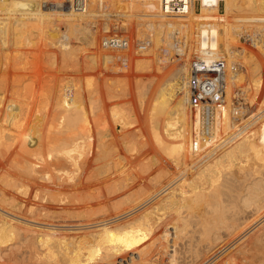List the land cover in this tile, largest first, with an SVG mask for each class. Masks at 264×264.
I'll use <instances>...</instances> for the list:
<instances>
[{
	"label": "bare ground",
	"instance_id": "6f19581e",
	"mask_svg": "<svg viewBox=\"0 0 264 264\" xmlns=\"http://www.w3.org/2000/svg\"><path fill=\"white\" fill-rule=\"evenodd\" d=\"M45 1H50V0H0L1 46L9 47L11 43L13 45H18V46L23 45L25 43H30L31 45V43L33 42L36 43V41L33 40L39 38L41 34H43L42 36H44L46 40L66 38V36L68 37V35H74L76 37L77 32L75 35L74 33L76 31L75 29L76 27L74 22L72 21V23L74 24L72 26L75 27V28L72 27L73 29H75L74 32L71 30L70 28L71 26H69L70 25L69 23H68L69 25L66 26L67 31L63 30V27L61 25L59 24L57 25L54 22V20H56L58 16L56 15L57 17L55 16L56 18H53L54 16L51 15L53 13L56 14L57 11L55 10L56 11L55 13L54 10H44L42 8V5ZM161 1L162 0H86L85 2L78 4L79 9H75L72 7L71 10L67 9L64 11H59V12H69V13L78 14L79 16L77 17L79 18L81 17L83 19V20L81 19V21H84V25L86 27V28L83 27L85 29L84 30L82 29L83 34L81 35V37L78 35L79 36L78 40L85 42L88 47L89 46L92 47V50L93 48L95 50L100 48V50L98 49L99 54L98 52L95 53V51L94 52L90 51L92 52L90 53V57L87 56L89 57L87 63L92 68H95L98 64H101L100 65L101 68L102 67L106 68L107 64L111 65L113 62L119 63L116 56L112 55L113 51L105 50V49L101 50L102 47L99 43L100 35L111 31L112 27L110 23H108L105 20L103 22L101 21L102 25L100 24L101 25L100 27V25H97V23L94 22L95 20H92L95 17L99 18V16H102L105 13L103 16L108 14L109 15L119 14L126 17L128 20L132 19L134 21L133 23L130 22L131 20L130 21L124 20L123 22H120V24H118L117 26L116 23H114L113 24L114 28H118V31L119 30L123 31L128 35L137 34L139 35V38H142L140 36L145 37L146 34H148V36L145 38H150L152 41V45L151 47H149L150 49L148 48V50L146 51H139L136 49L134 50L135 46H133L134 43L132 41L130 46V55L132 56V59L134 57L137 64L136 66L139 67L141 71L142 68L144 69V71H146L147 69L150 70L151 67L154 66L153 64L155 63L153 56L155 55V53L159 59L158 63L162 65V66L158 65L156 67V71L158 70L157 71L158 73L159 72L163 73L165 75V79L163 77L164 75L162 74L160 75L159 73V75L162 76L164 79L160 81L162 78L159 79L158 73L154 71L155 72L154 75L149 77V79L146 81V84L143 83L145 85L139 86L138 92L140 94L139 96L142 97L141 100H143L142 102L143 105L145 106L147 105L144 104V101H146L147 99L146 97L149 98L151 97V101H154L151 107L152 110L148 108L152 111L150 113L152 114V116L151 118L148 116L149 114L148 112L149 110H148L147 117L151 119V121L149 122L152 123V129L155 135V141H156L155 146H157V148L160 149L158 152H160L161 155L163 154L165 155V161H163V159H161L160 156L153 157L156 154L151 153L152 152L151 151L149 152V155H151V157H153L154 160H152V163H149V161L151 162L150 158L147 159L148 157H145V159L149 160L146 161V163H149L148 165H146L147 166L146 170L144 168L146 173H144L145 171H140L139 173L133 175L134 178L130 177L131 182L126 180L125 182L122 181L123 184L118 183L119 184L118 189L120 192V190L127 191L132 189L136 183H139L142 180L146 181L145 185L148 184L152 192L150 191L151 193L147 197L145 196L146 198H144V200L146 199L145 200L146 202L144 203H141L139 200L132 201V199H130L132 202H126L127 204L124 207H117L115 209L114 206L115 204L118 203V201L117 203L113 202L112 208H114L115 210L110 209L111 211L105 212L104 217L101 216L102 218L93 219V217L96 216V215L93 216L94 215L93 214L92 216H90L92 218L87 219L86 217L87 221H80V222H78L79 220L76 222H68L66 221L67 219L65 220V218L66 217L68 218L69 216L71 217L69 220H71L72 217L78 216L76 214L77 213L76 210H78V208L74 209V207L69 208L67 207L68 205L67 206L62 205V210H60L61 212L58 211L57 214H54L53 212L55 211L54 209H51L50 205H52L53 202L59 203L58 205L66 203L69 200V197L74 194L73 192V194L70 195L68 193L70 190L72 191L75 189L76 190V191L74 190L75 192H79L80 189L86 188L89 185L90 188H96L98 189L99 193H102L103 191H101V189L103 188V184L101 183L102 185H98V182L100 180L96 182L97 175L105 174L107 172L109 174V172L111 173L110 171L111 169L118 167L121 164H122L121 166H123L124 163L126 164V162L127 164L130 163V161L129 162L125 161L124 163H122L123 159L120 158L119 161H116L117 163H115L113 159L115 156L112 158L111 157L112 155L110 154L112 150L109 151L107 150L106 146H108L112 142V140L110 143H107L106 145V139L108 136L112 135L111 133H113L114 131L111 132L109 127L107 129L106 124H105L106 129L104 131L99 130L101 128L99 126L100 123L98 124V126L100 127L98 129L99 131L97 132L94 131L95 129L93 127L94 117L99 114H101V116L103 114L105 115L109 108L107 106L108 104L105 103L106 106L101 105L98 103L99 102L97 100L98 98L94 99V97L92 98L90 96L92 94L94 95V91L99 88L93 87L92 89H88V90L85 89L86 91L84 92L86 93V95L88 92V96H89L87 97L89 99H87L85 97V94L79 91L78 88L76 89L75 87H69L66 89H62L64 87L62 88L59 87L58 89L61 90V92H63L62 90L65 91V96L63 94L64 92L62 93L63 96L61 95L60 92V96L66 97L65 99L69 100L68 101L69 103L63 104L67 107L65 114L58 115V114H54V112L51 109L47 108V104L44 98L43 100L41 98H38L39 97L37 96L38 93L36 92L35 89H33L34 82L32 80L30 82L28 81L27 83H21V84L18 83V80H16L17 82L15 83L13 82L10 86L11 95L8 97L6 93H8L9 91L5 90L7 78L5 77L0 78V148H5L4 150H6L5 152L6 155L4 154L2 156L6 157L9 154V158H10L9 161L12 162V164L10 163L12 168H14L17 173L20 172V175H18L15 172V178H12L13 180L8 182L9 185L8 187H11V190H13L12 193L14 192L20 193L26 198L30 197V195H33L34 196L33 198L36 199L35 205L30 206V209L28 210L29 213L28 211L26 213L30 214L33 218H36L35 215L37 214L40 215L38 216L40 220L32 219V217L28 219L27 218L28 216L22 215L21 213L25 214L23 211L25 208L22 209L23 207H26V203H24L25 200H19L18 199L19 197H17L16 194L14 193L13 195H11V201L3 198L4 201L8 202L9 209H11L10 207H12V209L14 208L13 209L14 211L13 210L8 211L7 209H4L3 206H0V227L4 231L12 232L14 236L16 235L15 237L19 238L20 236L21 237L20 239L28 240L29 243L30 242L32 243L31 244L32 246L29 244L26 245L27 246L29 245L28 247H30L29 248L30 255L28 254V256L30 257V261H33L34 264H41L42 262H44V258L43 259L40 258L42 256L39 255L40 252L39 251H38L39 253L34 252L38 250L37 249L38 247L36 248L35 245L36 244L38 245V242L40 244L41 240L43 241L44 238L45 239L48 238L47 240L51 238L53 245L59 246L58 248L60 250L59 254L63 256L64 255L70 256L72 260V264H100V262L105 264L106 263L111 264L113 259H111V257L108 255L109 253L105 252L103 247L105 248L107 245H109V247L110 245L120 247L121 244H123L124 246L125 243L132 244L133 248L134 246H136V248L139 249L142 248L144 249V247H146V257L144 254L140 253L141 254L140 255L138 253L139 256L141 257L137 258L136 260H134V262H132L131 260L132 254H134V256H136L137 254L132 251V253H129L127 256H124L122 252L126 251L127 249L123 248L120 250L121 254H119L118 252L119 258L121 256L122 260L120 262L122 264H131V263L132 264H180L181 261L180 256L181 258L183 257L181 252H179V249H181L180 244L184 242L185 239L186 240L188 239L191 243H194L195 240V242L198 243V246L200 245V249L198 246H196L197 247L196 249L198 250L194 248L196 250L195 251L193 249L196 252V254L193 256V259H195L194 261L195 263L193 264H264V239L263 240L260 239L261 240L260 245L256 247L257 253H254V256L251 255V257H249L250 252H248L249 254L247 253L249 249H244V246L243 247L239 246V248L240 247L243 248V251L239 249V251L243 253L241 254L242 256H240V252L238 250L237 252H239V254L237 252L236 254L233 253V250L228 252L230 249V245L231 246L234 245L239 240L238 236H240L239 238L241 241L239 243L242 244L243 242H248L247 239L249 238L250 239L256 238L253 237L254 236L253 234L256 233L253 231H255L254 229L256 227V224L258 223V216L262 214L260 211H262L261 209L264 207V205H262L261 203V201L264 199V118L261 119L259 122H257L260 118L263 117L262 115H264L263 114L264 111L261 113L262 115L260 114L258 115V117L253 118L251 120L247 118L249 121L248 120L245 121L243 114L244 112H242L243 111L242 107H240V105L237 104L239 101L236 103V101L234 100L235 97H232L234 96L233 94L236 93L235 90L233 89V84H235L240 77L243 78L242 74H240V71L238 70V67L240 66V62H242L243 60H244L243 61L244 64L242 65L246 64L245 68L247 75L248 74L250 75L249 76L250 80L248 79L249 81L248 84H252L251 86L247 85L248 87V88L246 87L247 90L248 89L253 90V88L256 89L257 92L258 90H260V93H262L264 96V78L261 79L262 76L261 69L263 67L261 68V64L258 63L255 57L256 52L255 54H251L249 52L250 54L248 55L246 54V52L243 53L242 61L240 60L238 64L239 59L237 61V56L235 54L236 50L233 47L234 39H236V37L241 34V31L248 32V29H246L247 27L245 26L246 23L238 24L239 22L261 20L259 21L260 23L264 21V0H225L222 6H220L218 0H202L200 4H192L187 8V10L184 11L165 10V7L164 5H162ZM116 11L119 12L117 13ZM44 14H45L44 17L41 16ZM69 19H70L69 21H71V18ZM115 19L117 20V18ZM41 20H43L45 24L46 22H48L47 27L41 23ZM65 20L66 19L64 18L63 21ZM79 24L78 27L80 26ZM246 25L248 26V24ZM258 25L261 26L260 24ZM262 26L264 27V24ZM68 28L70 29L68 30ZM99 28H100V32H99ZM259 30L254 31V33L250 32L249 35L253 43L258 44L262 42L264 49V33H262L263 31L260 32L262 34L261 36H259L258 35ZM134 38L135 37H133V39ZM60 42H62L61 43L62 46L64 42L63 39ZM66 45L68 44L66 43ZM87 46L85 48H87ZM70 48L72 49V46ZM244 48H245L244 51H246L247 47L245 46ZM43 50L45 51V49ZM220 50H223V53L225 54L221 59V61H225L226 63L225 69L227 76L225 77V79L227 81H226V91L224 93L226 95V100H224L225 103L219 105V103H217L215 100L209 99L205 102L206 103L205 105H202V103L196 105L191 102V98H190L192 74H193L192 69L197 68L200 76L201 73H203V71L205 70L215 71L214 73L215 79L218 81L219 84H221L222 75H220L219 72L218 73L216 72L217 69L216 62L219 61ZM2 51L3 54H5L3 57L7 61L8 57L6 55L7 53L6 50H2ZM63 51H65L64 54H66L70 59L74 57V55L71 54V50L65 48V46ZM116 51L119 52V50ZM196 52L198 53L197 58L193 56V54ZM146 53L149 55L145 56ZM46 56H47L46 59L48 58L49 59L48 61L50 62V63L47 62L48 65L50 64V66L52 65L54 67L58 59L56 53L48 52L46 53ZM185 56H188L187 59H184ZM119 57H121V55ZM13 58L14 57H12V59ZM156 58L157 57H155V59ZM46 59L45 61H47ZM132 59L130 60L132 61ZM135 60L133 61L135 62ZM12 61H16V60H12ZM61 61L62 62L60 63H62L63 67H66L68 65V62L65 59V57L63 58L62 56ZM4 62H3V66L6 68L7 65ZM25 62L26 60L24 61V63ZM169 66H171V68ZM167 67H169L170 69L168 70ZM20 68L22 69L21 65ZM14 70H16V68ZM147 72L149 71L147 70ZM260 74L261 76L259 78L258 76ZM247 77L248 76H246V78ZM242 80L243 82L247 81V80L244 81L245 78H243ZM104 83H106V86L108 87L107 88L105 86L107 88V92L109 90L108 93L111 92L112 94H114L115 92L114 89L112 88L114 85L112 84V82H109V80L105 79ZM136 85H134L135 88ZM51 87L52 86H50V88ZM50 88L49 90L47 89L46 90L49 92L51 91ZM130 90L131 89H129V91ZM48 92H46L45 95ZM102 93L101 96L103 95ZM108 93L106 94L108 95ZM121 94H123V92H121ZM12 95L18 96L19 100H15ZM50 95H46V96H50ZM57 96L59 95L57 94ZM263 96L261 98H263ZM253 97H250V99ZM45 98L47 99V97ZM114 98L116 99L118 97L116 96L113 97V99ZM56 100L59 101L58 98ZM84 100H88V101H84ZM60 101L58 103H60ZM85 102L90 104V105L88 104L89 106L87 105L89 108H84V106H86ZM140 104L141 103H139L140 107H144ZM58 106L60 105L58 104ZM114 108L112 110V114L110 115H112L115 118L114 121L117 122L116 120H118L117 118H119L118 110H116V107ZM119 111L122 112L121 110ZM128 112L129 110H127L126 112L127 114H125L124 116L122 114L125 112L120 114V116L121 115L122 116L119 118L121 121L120 123H118L119 124L118 126L119 129L121 130L124 127L126 128L128 126L127 124H130L132 122L131 119H130L131 121L129 120L130 123L125 121L129 119L130 116L129 113L131 114V112L129 113ZM133 112H135V110ZM207 114H208V118L206 117ZM126 115L127 116L129 115L128 118H126ZM133 115H135V113ZM111 117L109 116V118ZM141 117L143 118V116ZM206 118L208 119V124L206 122L207 120ZM96 119L99 121L98 117ZM133 119L135 120L134 117ZM238 121L241 123H238ZM134 123L135 121L130 125ZM253 124L254 126L257 125L254 128L256 131H253L251 134H247V132L245 133V130L251 128L252 127L251 125ZM147 125L148 124H146V126ZM113 127L111 128L115 130V124ZM124 135L125 134L122 133L119 135L117 134V136H113L114 137L113 139L115 140L119 139L121 143H122L121 140L124 139L123 141L126 142L125 141L126 138ZM254 135L256 136L252 137ZM13 136L14 137L17 136L18 140L14 139ZM201 136L213 138V139L215 138L216 142L221 144V146L216 148L217 150H215V148L214 149L209 148L203 153H196L191 149V143L194 140V138H198ZM220 140L223 141V144L220 143L221 142ZM230 141H233L232 144L227 146V148L223 150V152H221L220 154H216L222 147H224ZM113 142L111 143V145H113ZM147 142H149L148 138H147ZM145 143L146 142H144L143 145H145ZM148 144L149 146L151 145L150 142ZM13 145H17V147H19L21 151L10 152ZM124 145H127V143ZM140 145H142V143ZM128 146L127 148L130 149L131 145L130 147ZM97 147H99L100 150H98L99 149L98 148L97 149L98 151H96ZM140 147L145 148L142 146ZM114 148L115 147H113V151ZM135 150L137 149L135 148ZM147 151H149V148L147 149ZM2 152L3 150L2 151L0 150L1 154ZM135 153L137 154V152ZM128 159L129 158L127 156V160ZM145 159H142V161ZM251 159L254 160V164L250 163ZM89 160L94 161L99 165L96 166L94 164L96 168L94 167L95 168L94 170L92 169L89 170L90 167L88 166L91 165V163H88ZM190 161L191 163H189ZM112 162L114 163L111 164ZM138 162L139 161H137V164H139ZM188 163L193 164L194 167L197 166L200 170H198V172H195L196 169H194L195 174L192 177L188 176L187 179H183L182 181L177 183H175L176 174L175 176L170 178V180H167V182H165L164 180L162 181L163 177H161V175L163 176L164 171L162 172L161 170L162 173L160 175H159L160 172L157 174L156 171H154L155 169L154 167L158 165L160 166L162 165L164 168H168L172 166V164L178 165V167L179 165H185L186 167L188 166ZM131 171L132 170H130V172ZM165 172L167 171L165 170ZM179 172L177 174L178 176H179ZM186 173L188 172H185V174ZM100 182H104V184L106 183V181H103V179ZM111 186L113 187V183ZM111 186L110 188H112ZM116 189L110 191L109 194L113 196L112 194H115L118 190ZM92 191L93 190H91V193ZM146 192H148V190ZM86 193L89 192L87 191ZM81 194H83L82 191ZM163 194L164 196L162 198L160 199L158 198L159 200L156 199L158 202L156 201L154 204H151V201H153L155 197H159ZM91 195L92 194H90V196ZM90 196H89V200L91 199ZM77 197L80 198V195L77 194ZM100 198H98V200ZM86 199L88 200V198ZM93 200L96 201V196L95 199ZM101 201L102 200H100V202ZM262 202H264V200ZM77 203L80 204L79 202ZM86 203L88 204L89 202ZM71 204H74V202ZM80 205H78V207H80ZM98 205H100V203ZM98 205L96 204V206ZM96 206L95 208L93 207V209H96ZM58 207L60 208L61 206ZM145 207L146 209L144 210L143 208ZM79 211H81L80 208ZM97 211L100 213L101 209L99 208L97 209ZM97 211L96 213H98ZM42 212L43 213L45 212V215H43ZM73 212L76 213L74 214ZM41 216L47 218L43 221L41 220L43 219V217L41 218ZM81 216L84 217L83 215ZM85 216L87 215L85 214ZM125 218L126 219L129 218L128 221L119 220ZM18 220L20 222H17ZM114 221H117V223L115 222V224L112 226L111 223L112 222L114 223ZM29 222L40 223L42 225H35V224L28 225L30 224ZM43 224L45 225L47 224V226H44ZM89 229L90 231L86 232ZM104 231L106 232L105 237L103 236L102 233ZM261 231L259 234L263 232ZM0 233L2 235V232ZM262 238H264L263 235ZM255 241L256 240L253 239L252 242ZM4 242L3 241L0 242V246H1L0 264H11L13 262L12 259H13L14 248L10 247ZM23 242L28 243L26 241ZM252 242L248 244H251ZM191 243L189 244L190 245L189 247H191ZM253 244H256V242ZM251 247H254V245ZM251 247H250V251H251ZM115 248L116 247H114V249ZM106 249H108V247ZM111 251H113V248ZM148 252H151L152 256H150L151 254L147 255ZM226 252L228 253L226 254ZM49 253L51 252L49 251ZM111 253L113 254V252ZM185 254L187 253L185 252ZM45 256L48 257L47 255ZM164 257H167L168 260L166 261V258ZM58 258H57V263H59L60 261L62 262L63 257L62 258L60 257L61 260ZM48 261L45 260L46 263H48ZM191 263L192 262H190V264Z\"/></svg>",
	"mask_w": 264,
	"mask_h": 264
},
{
	"label": "rangeland",
	"instance_id": "374dc122",
	"mask_svg": "<svg viewBox=\"0 0 264 264\" xmlns=\"http://www.w3.org/2000/svg\"><path fill=\"white\" fill-rule=\"evenodd\" d=\"M118 9H119V7H118ZM56 11H57V13H56ZM56 11H54L56 14H54L53 13V11H52V13L54 14H51L52 16H54L53 18H56L57 16V18H56V20H54V22L58 25H61L62 27H63V30H66L67 31V27L66 26H68L69 24V26H71L70 28H71V30L74 32L75 31V29H76V31H75V35H76V32H77V35H76V37L74 36V35H68V37L66 36V38H57V39H51V40H46V38L44 37V36H42L43 34H41V36L39 37V38H36V40H33V41H36V43L35 42H33V43H31V45H30V43H25V44H23V45H13L12 43H11V45L9 46V47H5V46H1V44H0V78H7V83H6V88H5V90L7 91H9L8 93H6L7 95H8V97L11 95L10 94V86H11V84L14 82H17L16 80H18V83H27L28 81L30 82L31 80L34 82V88L33 89H35L36 90V92L38 93L37 94V96H39L38 98H41L42 100H43V98L45 99V102H46V104H47V108L48 109H51L53 112H54V114H58V115H64L65 114V111L67 110V107L65 106V105H63V104H66V103H69L68 101L69 100H66L65 98L66 97H62L63 96V94H64V96H65V91L64 90H62L63 92H61V90H59L58 88L60 87V88H62V87H64V88H62V89H66V88H69V87H75L76 89L78 88L79 89V91H81V92H83L84 94H85V97L87 98V97H89L88 96V92H87V95H86V93L84 92V91H86V90H88V89H92L93 87H96V88H99V89H97V90H100V91H97V90H93L94 91V95L92 94V95H90L92 98L94 97V99H97L99 102V104H101V105H105L106 106V104H108L107 106L109 107L108 108V111H107V113L103 116H101V114H99V115H97V116H95L94 117V119H93V123H94V131L95 132H97V131H99V130H102V131H104L105 129H106V126H107V129H108V127H109V129H110V131L111 132H113V133H111L112 135H110V136H108L107 137V139H106V145H107V143H110L111 142V140H112V142L114 141L115 142V144H117V145H115L114 144V142H113V145H111V143L109 144V145H111V146H106V148H107V150L109 151V150H112L111 152H113V153H115V154H113V153H111L110 152V154L112 155L111 157L113 158L114 156V161H115V163H117L116 161H119V158L120 159H123L122 160V163H124L125 161H130V163H128L129 164V166H128V164H127V162H126V164L124 163V165L123 166H121V165H119L118 167H115V168H113V169H111L110 171H111V173L109 172V174H108V172L107 173H105V174H99V175H97V178H96V182H98V180H100V181H102V179H103V181H106V183L104 184V182H98V185H102L103 184V188L102 187H100V188H102L101 189V191H103L102 193H99L98 192V189H96V188H90L89 187V185L86 187V188H83V189H80V191L79 192H75L74 190H70L68 193L71 195V194H73V192H74V194L73 195H71L70 197H69V200L66 202V203H64V204H61V205H58L59 203H55V202H53L52 203V205H50L51 206V209H54V211L55 212H53L54 214H57V212L58 211H60V210H62V205L63 206H67V207H69V208H73L74 207V209L75 208H78V210H76L77 211V215L78 216H75V217H72V219L71 220H69L71 217L69 216L68 218L66 217L65 218V220L66 221H68V222H76V221H78V222H80V221H87V219L88 218H92V217H90V216H92L93 214V216H95V217H93V219H95V218H102V217H104L105 215H104V213L105 212H109V211H111V210H115L117 207H124L127 203L126 202H132V201H140L141 203H144V202H146L145 200H144V198H146L151 192H152V190L150 189V186H148V184L147 185H145L146 184V181H140L139 183H136L134 186H133V188L132 189H130V190H127V191H121L120 190V192L122 193H120L119 192V184L118 183H120V184H123V182H125L126 180H128L129 182H131L130 180V177H133L134 178V176L133 175H135L136 173H139L140 171H145L146 170V165H148L149 163H152V160H154V158L153 157H156V156H160V158L161 159H163V161H165V155L163 154V155H161L160 154V152H158L160 149L159 148H157V146H155V143H156V141H155V135H154V132H153V129H152V123L151 122H149V121H151V116H152V114H150L152 111V104H153V102L154 101H151V97L149 98V97H146L147 99H146V101H144V104H147L148 105V107H147V105L145 106V105H143V100H141L142 99V97L141 96H139L140 94H139V92H138V90H139V86L140 85H145L146 84V81L149 79V77H151V76H153L154 75V71H156V67L158 66V65H161L160 63H158L159 62V59H158V56L156 55V53H155V55L153 56L154 57V63L155 64H153L154 66H152L151 67V71L149 70V69H147L149 72H147V70H146V67H145V70L146 71H144V69L142 68V71L139 69V67H137L136 65V60L134 59V57H133V59H132V56L130 55V59H132V61L130 60V63H129V65H128V67H125L124 68V66H122V65H120L119 63H117V62H113L111 65L110 64H107L106 65V68L104 67H102L101 68V64H98L95 68H92V67H90L89 65H88V60H89V57H90V53H92V52H94L95 51V53H97L98 52V49L100 50V48H98L97 50H95L94 48H93V50H92V47H88L87 45H86V43L85 42H83V41H81V40H78V38H79V36L81 37V35L83 34V30L86 28L85 27V25H84V21H81V17L79 18V17H77V16H79L78 14H76V13H69V12H59L58 10H56ZM117 13L119 12V11H116ZM76 14V15H75ZM105 14V13H104ZM103 14V15H104ZM57 15V16H56ZM99 16V18L98 17H95L94 19H92V20H95L94 22L95 23H97V25H102V23H101V21L103 22L104 20L105 21H107L108 23H110V25H111V32H113L114 30V23H116V24H120V22H123L124 20L125 21H130V22H134L132 19H130V20H128L126 17H124V16H122V15H119V14H111V15H105V16ZM41 16H45V14L44 15H41ZM56 16V17H55ZM62 16V17H61ZM67 16V17H66ZM70 16V17H69ZM112 16V17H111ZM60 17V18H59ZM117 18V20L115 19V18ZM121 17V18H120ZM122 17H124V18H122ZM45 18H47V17H45ZM64 18L66 19L65 21H63L64 20ZM69 18H71V21H69L70 19ZM74 18H76V19H74ZM97 18V19H96ZM103 20H102V19ZM105 18V19H104ZM108 18V19H107ZM120 19V20H119ZM127 19V20H126ZM83 20V19H82ZM43 20H41V23L43 24V25H45L46 27H47V23L48 22H46V24H45V22L43 23L42 22ZM68 21V22H67ZM72 21L74 22V24H75V27L74 26H72V25H74L73 23H72ZM78 21V22H77ZM254 21V20H253ZM252 20L251 21H243V22H239L238 24H248V26L245 24V26L247 27L246 29H248V32H246V31H241V34L240 35H238L237 37H236V39H234V43H233V47L235 48V50H236V56H237V61H238V59H239V61H238V64H239V62H240V60L242 61V54L243 53H245L246 52V54L248 55V54H255V52H256V59H257V61H258V63H260L261 64V74H262V76H261V74L258 76L259 78H260V76H261V79L262 78H264V49H263V43L262 42H260V43H258V44H255V43H253V41H252V39H251V37H250V35H249V33L250 32H253L254 33V31H256V30H259V29H261L263 26V24H264V21L263 22H260L259 23V21H261V20H256V21H254L253 22ZM63 23V24H62ZM69 23V24H68ZM72 23V24H71ZM79 23H81V24H79ZM251 23H253V24H251ZM78 24L80 25L79 27H78ZM251 26H250V25ZM258 24H260L261 26H259ZM77 25V26H76ZM82 25H84V26H82ZM101 25H100V27H101ZM253 25V26H252ZM259 26V27H258ZM65 27V28H64ZM72 27H74L75 29H73ZM78 27V28H77ZM83 27H85V28H83ZM251 29H250V28ZM70 28H68V30L70 29ZM80 28V29H79ZM253 28V29H252ZM257 28V29H256ZM79 29V30H78ZM83 29V30H82ZM118 29V28H117ZM256 29V30H255ZM251 30V31H250ZM66 31H64V32H66ZM263 31V32H262ZM78 32H79V34H78ZM82 32V33H81ZM99 32H100V28H99ZM116 32H120V33H125V32H123V31H117L116 30ZM259 33H258V35L259 36H261V34L262 33H264V27L261 29V30H259L258 31ZM260 32H262V33H260ZM104 34H107V33H104ZM104 34H101L102 36L104 35ZM245 34V35H244ZM79 35V36H78ZM100 35V41H101V38H102V36ZM130 36H131V38H132V41H133V46H135V44H136V42L137 41H139L140 39L142 40V39H144L145 37H147L148 36V34H146V36L145 37H143V36H140V37H142V38H139V35H137V34H130ZM246 36V37H245ZM75 37V38H74ZM133 37H137L136 39L134 38L133 39ZM44 38H45V40H44ZM62 39H63V44H62V46H61V43L62 42H60V41H62ZM67 41H66V40ZM56 40V41H55ZM70 40V41H69ZM136 40V41H135ZM49 41V42H48ZM236 41V42H235ZM245 41H246V44H245ZM55 42V43H54ZM60 43V44H58V43ZM69 42V43H68ZM242 42V43H241ZM65 43V44H64ZM66 43L69 45V44H71V45H69L70 47L72 46V49L68 46V45H66ZM100 43V42H99ZM29 44V45H28ZM241 45V46H240ZM252 45V46H251ZM257 45V46H256ZM26 46V47H25ZM28 46V47H27ZM36 46V47H35ZM45 46V47H44ZM64 46H65V48H67V49H70L71 50V54H73L74 55V57H72L71 59L66 55V54H64V52L65 51H63L64 50ZM87 46V48H85ZM247 47V49H246V51H244V47ZM260 46V47H259ZM69 47V48H68ZM151 47V46H150ZM238 47V48H237ZM6 48V49H5ZM255 48V49H254ZM257 48V49H256ZM259 48V49H258ZM43 49H45V51L43 50ZM150 49V48H149ZM240 49V50H239ZM2 50H6V55H7V57H8V60L6 61L5 60V58L3 57L5 54H3V51ZM47 50H48V52H55L56 53V55L58 56V59H57V62L55 63V66L53 67L52 65L50 66V64L48 65V63L47 62H49L48 60V58L46 59V53H48L47 52ZM101 50H104L103 48L101 49ZM134 50H135V48H134ZM243 50V51H242ZM255 50V51H254ZM23 51V52H22ZM26 51V52H25ZM87 51H89V52H87ZM90 51H92V52H90ZM221 52H222V54H223V56L225 55L224 53H223V50H220ZM15 52V53H14ZM17 52V53H16ZM21 52V53H20ZM25 52V53H24ZM28 52V53H27ZM33 52H35V53H33ZM79 52V53H78ZM109 52V51H108ZM115 52V53H114ZM167 52V51H166ZM250 52V53H249ZM262 52V53H261ZM20 53V54H19ZM43 53V54H42ZM61 53V54H60ZM89 53V54H88ZM123 53H125V52H123V51H113L112 52V55H114V56H116V58H118L120 55L122 56L123 55ZM19 54V55H18ZM26 56H25V55ZM98 54H99V52H98ZM161 54V53H160ZM260 54H263V55H260ZM14 55V56H13ZM20 55H22V56H20ZM28 55V56H27ZM33 55V56H32ZM44 55V56H43ZM65 55V56H64ZM72 55V56H73ZM147 55H149V54H145V56H147ZM198 55V53L196 52V53H194L193 54V56L194 57H196ZM20 56V57H19ZM61 56V57H60ZM62 56H63V58L65 57V59L67 60V62H68V65L66 66V67H63L62 66V63H60V62H62L61 60H62ZM67 56V57H66ZM87 56H89V57H87ZM151 56V57H152ZM12 57H14L13 59H12ZM19 57V58H18ZM23 57H26V58H23ZM152 57V58H153ZM155 57H157L156 59H155ZM161 57V56H160ZM187 57L188 56H185V58L184 59H187ZM240 57V58H239ZM3 58H4V60H3ZM44 58V59H43ZM162 58V57H161ZM21 61H19V60ZM45 59L47 60V61H45ZM61 59V60H60ZM12 60H16V61H12ZM26 60V62L24 63V61ZM79 60V61H78ZM133 60H135V62L133 61ZM261 62H260V61ZM5 61V62H4ZM157 61V62H156ZM244 61V60H243ZM240 62V66L238 67V70L240 71V74H242V77L243 78H245V80L244 81H246V82H243V78H239V80H237L236 81V83L235 84H233V89L235 90V92L236 93H234L233 95L234 96H232V97H235L234 98V100L236 101V103L238 104V105H240V107H242V112H244L243 114H244V120L245 121H247L248 119L249 120H251V119H253V118H256V117H258V115H260L263 111H264V104H263V102H264V96H263V94L262 93H260V90H258V92H257V90L256 89H254L253 88V90L251 89H248L247 90V85L248 86H251L252 84H248L249 83V81H248V79L250 80V78H249V74L247 75V72H246V68H245V65H242V64H244V62ZM3 62L4 63H6V65H7V67L5 68L4 66H3ZM8 62V63H7ZM12 62H13V64H12ZM20 62V63H19ZM21 65V67H22V69L20 68V65ZM23 63V64H22ZM27 63V64H26ZM47 63V64H46ZM50 63V62H49ZM79 63V64H78ZM18 64V65H17ZM25 64V65H24ZM78 64V65H77ZM13 65V66H12ZM16 65V66H15ZM30 65V66H29ZM46 65V66H45ZM110 65V66H109ZM242 65V66H241ZM4 68H3V67ZM17 66H19V67H17ZM48 66V67H47ZM51 68H50V67ZM79 66V67H78ZM86 66H88V67H86ZM103 66V65H102ZM162 66V65H161ZM16 68V70H14L15 68ZM30 67V68H29ZM46 67V68H45ZM107 67H108V69H107ZM115 67V68H114ZM120 67V68H119ZM138 68V69H135V68ZM170 68H171V66H169ZM169 67H167L168 68V70L170 69ZM243 67V68H242ZM18 68V69H17ZM45 68V69H44ZM68 69V71H67V69ZM92 68V69H91ZM100 68H101V70H100ZM113 68V69H112ZM153 68V69H152ZM245 68V69H244ZM2 69V70H1ZM34 69V70H33ZM54 69V70H53ZM65 69V70H64ZM107 69V70H106ZM122 69V70H121ZM243 69V70H242ZM74 70V71H73ZM138 70V71H137ZM167 70V69H166ZM165 70V71H166ZM167 70V71H168ZM263 70V71H262ZM29 71V72H28ZM78 71V72H77ZM87 71V72H86ZM144 71V72H143ZM158 71V70H157ZM156 71V72H157ZM242 71H244V72H242ZM158 73V72H157ZM160 73V72H159ZM159 73H158V76H159V79H161L160 81H162V80H164L165 79V75L163 74V73H160V75L162 74V75H164L163 77H164V79H163V77L162 76H160L159 75ZM29 74H32L33 75V77H32V75H29ZM40 74V75H39ZM97 74V75H96ZM28 75V76H27ZM26 76V77H25ZM49 76V77H48ZM78 76V77H77ZM109 77V79H108V77ZM246 76H248L247 78H246ZM55 77V78H54ZM97 77H98V79H97ZM105 77V78H104ZM35 78H37V79H35ZM75 78H76V80H75ZM258 78V79H259ZM19 79H21V80H19ZM22 79H23V81H22ZM90 79V80H89ZM105 79H107V80H109V82H112V84L114 85L112 88L114 89V92L116 93H114V94H112L111 92L110 93H108L109 92V90H108V92H107V86H106V83H104L105 82ZM27 80V81H26ZM35 80V81H34ZM79 80V81H78ZM118 82H117V81ZM120 80V81H119ZM122 80V81H121ZM240 80H241V83H240ZM20 81V82H19ZM22 81V82H21ZM47 81V82H46ZM50 81V82H49ZM53 81V82H52ZM11 82V83H10ZM93 82V83H92ZM128 82V83H127ZM142 82V83H141ZM240 84H239V83ZM17 83V84H18ZM63 83V84H62ZM80 83V84H79ZM93 85H92V84ZM95 83V84H94ZM118 83V84H117ZM125 83V84H124ZM126 83H127V85H126ZM137 85H136V84ZM143 83H145V84H143ZM238 83V84H237ZM73 84H74V86H73ZM77 84V85H76ZM244 84H246V85H244ZM9 85V86H8ZM95 85V86H94ZM124 85H125V87H124ZM134 85H136V88H135V86ZM235 85V86H234ZM242 85H244V86H242ZM35 86H36V88H35ZM50 86H52L51 88H50ZM66 86V87H65ZM68 86V87H67ZM107 88H106V87ZM117 87V88H116ZM130 87V88H129ZM239 89H238V88ZM247 87V88H246ZM49 88H50V90L51 91H47V90H49ZM119 88V89H118ZM131 89L130 91H129V89ZM242 88V89H241ZM244 88V89H243ZM46 90V92H48L46 95H50V96H46L45 95V90ZM86 89V90H85ZM105 89V90H104ZM117 89V90H116ZM123 89V90H122ZM241 89V90H240ZM34 90V91H35ZM101 90H102V92H101ZM122 90V91H121ZM238 92H237V91ZM239 90H240V92H239ZM244 90V91H243ZM90 91V90H89ZM123 92V94H121V92ZM131 91H132V93H131ZM241 91H243V92H241ZM253 91H256V92H253ZM51 92V93H50ZM56 92H59V93H56ZM60 92H61V95L62 96H60ZM100 92V93H99ZM136 92H138V93H136ZM63 93V94H62ZM99 95H98V94ZM101 93L104 95H102L101 96ZM106 93H108V95L106 94ZM238 93V94H237ZM45 96H44V95ZM57 94L59 95V96H57ZM106 94V95H105ZM110 94V95H109ZM118 94V95H117ZM127 94V95H126ZM237 94V95H236ZM252 94H254V95H252ZM96 95V96H95ZM100 96V97H98V96ZM113 95V96H112ZM114 95H116L118 98H114L113 99V97H116V96H114ZM132 95V96H131ZM136 95H137V97H136ZM256 95V96H255ZM13 96V98L15 99V100H19V98H18V96H14V95H12ZM42 96V97H41ZM110 96H111V98H110ZM237 96V97H236ZM254 96V97H253ZM263 96V98H261ZM45 97H47V99L45 98ZM48 97H49V99H48ZM61 97H62V100H61ZM250 97H253L254 98V101H253V98H251L250 99ZM59 99V101H60V103H58L59 101L58 100H56V99ZM101 98V99H100ZM110 98V99H109ZM148 98H149V100H148ZM261 98V99H260ZM64 99V100H63ZM87 99H89V98H87ZM246 99V100H245ZM255 99H256V101H255ZM46 100H49V101H46ZM66 100V101H65ZM84 101H88V100H84ZM134 101H135V103H134ZM148 101V102H147ZM251 103H250V102ZM262 101V102H261ZM63 102V103H62ZM111 102H112V104H111ZM114 102H116V103H114ZM245 102V103H244ZM253 102V103H252ZM106 103V104H105ZM139 103H141L140 105H142V106H144V107H140L139 106ZM58 104L60 105V106H58ZM85 104H86V106L89 104V103H86L85 102ZM129 106H128V105ZM252 104V105H251ZM256 104V105H255ZM259 104V105H258ZM62 105V106H61ZM90 105V104H89ZM88 105V106H89ZM117 105V106H116ZM251 105V106H250ZM255 105V106H254ZM57 106H58V108H57ZM86 106H84V108H89L88 106L86 107ZM113 106V107H112ZM138 106H139V108L141 109V110H143V111H141L139 108H138ZM249 106V107H248ZM60 107V108H59ZM114 107H116V110H118V116H119V118L123 115H125V114H127L126 112H127V110H129V112H131V114L129 113V115L131 116H129V119L128 120H125V121H127V122H129V120L131 119L132 120V122L131 123H133L134 121H135V123L134 124H132V125H130V124H127L128 126L124 129V128H122V130L121 129H119V124L118 123H120V119L119 118H117L118 120H116L117 122H115L114 120H115V118L112 116V115H110V114H112V110H113V108ZM147 107V108H146ZM250 107H252V108H250ZM259 107V108H258ZM56 110H55V109ZM63 108V109H62ZM118 108H120V109H118ZM125 108V109H124ZM148 108H150V109H148ZM244 108V109H243ZM246 108V109H245ZM257 108V109H256ZM260 108H262V109H260ZM60 109V110H59ZM65 109V110H64ZM110 109V110H109ZM127 109V110H126ZM252 109V110H251ZM256 109V110H255ZM259 109V110H258ZM63 110V111H62ZM85 110H87V109H85ZM96 110V109H95ZM114 110H115V108H114ZM119 110H121L122 112H120ZM135 110V112H133ZM142 112H140V111ZM149 110V111H148ZM244 110H246V111H244ZM248 110V111H247ZM254 110V111H253ZM257 110H258V112H257ZM260 110H262V111H260ZM46 111V110H45ZM57 111V112H56ZM61 113H60V112ZM138 111V112H137ZM149 112V114H148V112ZM241 111V110H240ZM256 111V112H255ZM108 112H109V114H108ZM111 112V113H110ZM120 112V113H119ZM123 112H125V113H123ZM133 112V113H132ZM136 112H137V114H139V115H137L136 114ZM142 114H140V113ZM249 112V113H248ZM260 112V113H259ZM123 113V114H122ZM135 113V115H136V117H135V115H133ZM241 113V112H240ZM120 114H122L121 116H120ZM147 114H148V116L150 117H147ZM252 114V115H251ZM256 114V115H255ZM264 114V113H263ZM111 117V118H113V119H111V118H109V116ZM262 115V114H261ZM128 116L126 115V118H128ZM141 116H143V118L141 117ZM263 117L262 118H260L257 122H259L261 119H263L264 118V115H262ZM98 117V119H99V121L96 119ZM133 117L135 118V120L133 119ZM122 118H124V117H122ZM125 118V119H126ZM248 118V119H247ZM147 119V120H146ZM149 119V120H148ZM97 120V121H96ZM110 120H111V123L113 124L114 122V124H115V130L114 129H112L111 127H113L114 126V124H113V126H112V124L110 123ZM113 120V121H112ZM130 120V121H131ZM243 120V119H242ZM242 120H240V121H242ZM248 120V121H249ZM148 121V122H147ZM98 122V123H97ZM108 122V123H107ZM137 122V123H136ZM256 122V123H257ZM100 123V124H99ZM117 123V124H116ZM238 123H241V122H239L238 121ZM95 124H97V125H95ZM98 124H99V126L102 128H100L99 126H98ZM105 124H106V126H105ZM109 124H110V126H109ZM146 124H148L147 126H146ZM149 125H151V126H149ZM253 128H252V127ZM250 127L251 128H249V129H247V130H245V133L247 132V134H251L253 131H256L254 128L257 126H254V124L253 125H251ZM128 127H129V129H128ZM130 127H131V129H130ZM140 127V128H139ZM148 127V128H147ZM150 127V128H149ZM100 128V129H99ZM114 128V127H113ZM99 129V130H98ZM120 130H121V132H120ZM126 132V130H127V134L124 132V131ZM131 130V131H130ZM140 130V131H139ZM149 130H151V131H149ZM123 131V132H122ZM130 131V132H129ZM149 132V133H148ZM152 133V136H151V133ZM125 134L124 136H125V141L126 142H124L123 140L124 139H122L121 141H122V143L119 141V139L118 140H115V139H113L114 137L113 136H117V134L119 135V134ZM128 133H130V134H128ZM140 133V134H139ZM142 133V134H141ZM244 133V132H243ZM244 133V134H245ZM115 134V135H114ZM133 134V135H132ZM135 134V135H134ZM244 134H242V135H244ZM130 135V136H129ZM132 135V136H131ZM138 135V136H137ZM141 135V136H140ZM150 135V136H149ZM256 135H257V133H256ZM256 135H254V136H252V137H255ZM96 136H97V134H96ZM111 136H112V138H111ZM147 136V137H146ZM149 136V137H148ZM154 136V137H153ZM14 137V136H13ZM111 139H110V138ZM127 137H128V139H127ZM135 139H134V138ZM139 137V138H138ZM98 138V137H97ZM143 138H144V141H143ZM147 138L149 139V142L151 143V145L149 146V142H147ZM151 138V139H150ZM14 139H16V140H18V138H17V136H15L14 137ZM109 139V140H108ZM131 139H132V141H131ZM152 142H151V141ZM130 141V142H129ZM221 141V140H220ZM129 142V143H128ZM144 142H146L145 143V145H143L144 144ZM232 142L233 141H230L229 143H227L224 147H222L219 151H218V153H216V154H220L221 152H223V150H225L226 148H227V146H229L230 144H232ZM126 144L127 143V145H124V144ZM142 143V145H140ZM220 143H222L223 144V141H221ZM129 145V146H128ZM130 145H131V148H132V150H133V152H132V150H131V148L129 149V148H127V146L128 147H130ZM135 145V146H134ZM142 146V147H145V148H141L140 146ZM147 145V146H146ZM126 146V147H125ZM153 146H155V147H153ZM217 146V147H216ZM219 146H221V144H219V143H216L214 146H212L211 148H215V150H217L216 148H218ZM113 147H115L114 148V151H113ZM140 147V148H139ZM152 148V150H151V148ZM18 148L19 147H17V145H13L12 146V148H11V150H10V152L11 151H16V152H20L21 150H20V148H19V150H18ZM99 147H97L96 148V151H98V150H100V148L98 149ZM105 148V149H106ZM112 148V149H111ZM117 148V149H116ZM121 148V149H120ZM126 148V149H125ZM135 148L137 149V150H135ZM149 148V151H147V149ZM5 148H0V150L2 151L3 150V152H2V154L0 153V181H2V182H0V206H3V208L4 209H7L8 211H12L13 209H12V207H10L11 209H9V205H8V202H6V201H4L3 200V198L4 199H6V200H9V201H11V195H13L14 193H12L13 192V190H11V187H8L9 185H8V182L9 181H11V180H13L12 178H15V172H16V170L14 169V168H12V166H11V164H12V162L11 161H9L10 160V158H9V154L5 157H3L2 155H6V150H4ZM98 149V150H97ZM139 149V150H138ZM143 149V150H142ZM157 149V150H156ZM116 150V151H115ZM127 150V151H126ZM125 151V152H124ZM137 152V154L135 153V152ZM144 151V152H143ZM152 151V152H151ZM154 151H156V152H154ZM129 152H132V153H129ZM140 152V153H139ZM149 152H151V153H154V154H156L155 156H153V157H151V155H149ZM148 153V154H147ZM150 153V154H151ZM119 154V155H118ZM138 155V156H136V155ZM140 154V155H139ZM159 154V155H158ZM116 155H118V156H116ZM123 155H124V157H123ZM131 155V156H130ZM146 155H149V156H146ZM90 156V155H89ZM89 156H88V158H89ZM120 156H122V157H120ZM125 156H126V159H125ZM127 156H128V160H127ZM130 156V157H129ZM136 156V157H135ZM215 156V155H214ZM136 159H135V158ZM142 157V158H141ZM145 157H148L147 159H149L150 158V160H151V162L149 161V160H147V159H145ZM163 157V158H162ZM2 158V159H1ZM91 158V157H90ZM152 158V159H151ZM115 159H117V160H115ZM131 159V160H130ZM142 159H145V160H143L142 161ZM113 161V160H112ZM135 161H136V163H135ZM137 161H139L138 163L139 164H137ZM146 161H149V163H146ZM251 161V162H250ZM249 162L250 163H253L254 164V160H250ZM253 161V162H252ZM11 163V164H10ZM88 163H91V165L93 164H95L96 166L97 165H99L98 163H95L94 161H88ZM114 162H112L111 164H113ZM189 163H191V161L189 162ZM188 163V166H186L185 167V165H179V167H178V165H173L172 164V166H170V167H168V168H164L162 165V167L160 166V165H158V166H156V167H154L155 169H157V170H155L154 169V171H156V173L158 174L159 172V175L164 171L165 172V170L167 171V172H163V176L161 175V177H163L162 178V181L164 180L165 182H167V180H170V178H172L173 176H175V174H176V179H175V183H177V182H180V181H182L183 179H187L188 178V176H190V177H192L194 174H195V172H198V170H200L197 166H195L194 167V165L193 164H189ZM8 164H10V165H8ZM110 164V165H111ZM85 165H86V163H85ZM88 165H90V164H88ZM87 165V166H88ZM91 165L90 166H88V167H90V169L89 170H94L95 168H96V166L94 165H92V167H91ZM132 165V166H131ZM133 165H135V166H133ZM137 165V166H136ZM193 165V166H192ZM177 166V167H176ZM190 166V167H189ZM95 167V168H94ZM120 167V168H119ZM122 167V168H121ZM176 169H175V168ZM183 167V168H182ZM189 168V170H188V168ZM200 167V166H199ZM118 168V169H117ZM132 170L131 172H130V170ZM144 168H145V170H144ZM162 168V169H161ZM171 168V169H170ZM198 168V169H197ZM201 168V167H200ZM160 171H159V170ZM165 169V170H164ZM184 170V171H181V170ZM194 169H196V171L194 172ZM118 170V171H117ZM161 170H162V172H161ZM174 170H176V171H174ZM180 172H179V171ZM113 171V172H112ZM126 171V172H125ZM173 171H174V173H173ZM191 171V172H190ZM123 172V173H122ZM178 172H179V176L177 175L178 174ZM185 172H188V173H186L185 174ZM190 172V173H189ZM193 172V173H192ZM14 173V174H13ZM17 173V172H16ZM118 173V174H117ZM120 173V174H119ZM144 173H146V171L144 172ZM173 173V174H172ZM181 173V174H180ZM184 175H183V174ZM192 173V174H191ZM2 174H3V176H2ZM8 174V175H7ZM18 175H20V172H18L17 173ZM126 174V175H125ZM260 174V173H259ZM11 175H12V177H11ZM258 175V174H257ZM10 178H9V177ZM165 176H166V178H165ZM2 177V178H1ZM7 177V178H6ZM22 177V176H21ZM178 177V178H177ZM184 177V178H183ZM189 177V178H190ZM108 178V179H107ZM180 178V179H179ZM4 179V180H3ZM106 179V180H105ZM124 179V180H123ZM7 180V181H6ZM112 181V182H111ZM123 181V182H122ZM165 182H163V183H165ZM102 183V184H101ZM112 185V183H113V187L110 185V184ZM116 183V184H115ZM2 184V185H1ZM108 184V185H107ZM115 184V185H114ZM7 186V187H6ZM107 186H108V188H107ZM110 186L112 187V188H110ZM115 186V187H114ZM148 187V188H147ZM116 189L117 190V192L115 193V194H112L113 196H111V194H109L110 193V191H113L114 189ZM147 188V189H146ZM8 189V190H7ZM90 189V190H89ZM112 189V190H111ZM85 190V191H84ZM89 192V193H86L87 191ZM91 190H93L92 191V193H91ZM107 190V191H106ZM148 190V192H146ZM11 191V192H10ZM68 191V190H67ZM66 191V192H67ZM81 191L83 192V194H81ZM100 191V192H101ZM151 191V192H150ZM65 192V193H66ZM108 192V193H107ZM119 192V193H118ZM85 193V194H84ZM16 194V196L17 197H19L18 199L19 200H25V202L24 203H26V207H23L22 209H24L23 211H24V213L25 214H23V213H21L22 215H24V216H28L27 218L29 219L30 217H32L30 214H28L29 213V209H30V206H32V205H35V202H36V199H34L33 197V195H30V197H28V198H26V197H24L23 195H21L20 193H15ZM18 194V195H17ZM77 194H79L80 195V198H78L77 197ZM90 194H92L91 196H90ZM103 196H101V195ZM142 194V195H141ZM145 194V195H144ZM74 195H76V196H74ZM82 195H84V196H82ZM90 196V200H89V196ZM23 196V197H22ZM87 196V197H86ZM95 196H96V201L95 200H93V199H95ZM109 196H111V197H109ZM146 196V197H145ZM164 196V194L163 195H161V196H159V197H155L154 199H153V201H151V204H154L157 200H159L160 198H162ZM32 197V198H31ZM82 197V198H81ZM85 197V198H84ZM94 197V198H93ZM102 199H101V198ZM119 197V198H118ZM132 197V198H131ZM136 198V200H135V198ZM22 198V199H21ZM30 198V199H29ZM84 198V199H83ZM86 198H88V200L86 199ZM98 198H100L99 200H98ZM159 198V199H158ZM33 199H34V201H33ZM71 199V200H70ZM79 199V200H78ZM86 199V200H85ZM130 199H132V201L130 200ZM157 199V200H156ZM3 200V201H2ZM81 200H83V201H81ZM98 200V201H97ZM100 200H102L101 202H102V204H101V202H100ZM130 200V201H129ZM264 200V199H263ZM262 200V201H263ZM28 201V202H27ZM70 201V202H69ZM117 201H118V203H117ZM143 201V202H142ZM261 201V203H262V205H264V202H262ZM2 202V203H1ZM6 202V203H5ZM74 202V204H71V203H73ZM77 202H79L80 204H78ZM86 202H89L88 204L86 203ZM113 202L114 203H117V204H115V206H114V208H112L113 207ZM122 202V203H121ZM125 202V203H124ZM158 202V201H157ZM28 203V204H27ZM75 203H77V204H75ZM92 203V204H91ZM98 205L99 203H100V205H98V206H96V204ZM4 204V205H3ZM95 204V205H94ZM119 204V205H118ZM140 204V203H139ZM150 204V205H151ZM5 205H6V207H5ZM8 205V206H7ZM56 205V206H55ZM73 205V206H72ZM78 205H80V207H78ZM86 205V206H85ZM88 205V206H87ZM150 205H147V206H150ZM58 206H61L60 208L58 207ZM77 206V207H76ZM82 206H84V207H82ZM90 206V207H89ZM95 206H96V209H93V207L95 208ZM79 208H80V210L81 211H79ZM92 208V209H91ZM101 209V211H100V213L97 211V209ZM264 208V207H263ZM261 209L262 211H260L262 214H260L259 216H258V223L256 224V227H255V231H253V232H256V233H254L253 235V237H256V238H252V239H247V241L248 242H243V244L242 243H239V242H241L240 241V236H238V241H237V243H233L234 245H230V249H229V251L228 252H230L231 250H233V253H235L236 254V252H237V250L239 251V249L241 250V251H243V248H241V247H243L244 246V249H249V251H247V253L248 252H250V255H249V257H251V255L252 256H254V253H257V251H256V247L258 246V245H260V242H261V240H263L264 238H262V235H263V237H264V230H263V228H264V220H263V218H264V209ZM84 209V210H83ZM107 209V210H106ZM111 209V210H110ZM144 210L146 209V207L145 208H143ZM92 210H95V211H92ZM14 211V210H13ZM28 211V213H26ZM75 211V210H74ZM84 213H83V212ZM96 211L98 212V213H96ZM61 212V211H60ZM92 212H94V213H92ZM43 213V212H42ZM52 213V212H51ZM52 213V214H53ZM74 213V212H73ZM74 213V214H75ZM92 213V214H91ZM96 213V214H95ZM103 213V214H102ZM20 214V215H21ZM85 214L87 215V216H85ZM91 214V215H90ZM98 214H99V216H98ZM101 214V215H100ZM43 215H45V212L43 213ZM81 215H83L84 217H82ZM263 215V216H262ZM38 216H40V215H35V217L36 218H33L32 217V219H38V220H40L39 218H38ZM81 216V217H80ZM102 216V217H101ZM261 216H262V218H261ZM43 217V219H41V220H45L46 218H44V216H41V218ZM86 217H87V219H86ZM134 217V216H133ZM80 218V219H79ZM82 218V219H81ZM84 218V219H83ZM129 218H132V217H129ZM129 218H125V219H119V220H121V221H128V219ZM260 219V220H259ZM115 220V219H114ZM14 221V220H13ZM121 221H120V223H121ZM260 221H262L263 222V224H262V222H260ZM16 222V221H15ZM17 222H20L19 220L17 221ZM115 222L117 223V221H114V223L112 224L111 223V225L113 226L114 224H115ZM119 222V221H118ZM257 222V221H256ZM30 224H28V225H31V224H35V225H42V224H40V223H35V222H29ZM123 223V222H122ZM259 223H261V224H259ZM261 226H259V225ZM44 226H47V224L45 225V224H43ZM258 225V226H257ZM258 228H259V230H258ZM261 228V229H260ZM86 230V229H85ZM92 230H94V229H92ZM248 230V229H247ZM263 232H262V231ZM88 231H90V229L89 230H87L86 232H88ZM260 231L263 233H261V234H259L260 233ZM0 232H2V235H1V233H0V242L1 241H5L4 243L5 244H7V245H9L10 247H13L14 248V253H13V259H12V261L14 262V264L16 263V264H34L33 263V261H30V257L28 256V254L30 255V251H29V248L30 247H28L29 245H31L32 243L30 242H28V240H22V239H20L21 237L19 236V238L18 237H15L13 234H12V232H10V231H4V230H2V228L0 227ZM103 233V236L105 237L106 236V232L104 231V232H102ZM5 234V235H4ZM252 234V233H251ZM11 235V236H10ZM257 235V236H256ZM261 235V236H260ZM260 236V237H259ZM257 237H259V238H257ZM5 238V239H4ZM18 238V239H17ZM8 239V240H7ZM48 238H44V243H43V241L41 240V242H40V244H39V242H38V245L36 244L35 245V247L38 249V250H36V251H34L35 253L37 252V253H39V255L41 256H44V257H40V258H44V262H45V260L46 261H48V260H50V261H48V263H44V262H42L41 264H72V260H71V257L70 256H68V255H61V254H59L60 252V250L58 249L59 248V246L58 245H53V242H52V239L51 238H49V240H47ZM196 239V238H195ZM253 239H255L256 241V244H253V243H255V242H252L253 241ZM261 239V240H260ZM11 242H10V241ZM14 240H15V242H14ZM16 240H18V241H16ZM22 240V241H21ZM252 240V241H251ZM258 240V241H257ZM23 241H26V242H28V243H25V242H23ZM48 241H50V242H48ZM246 241V240H245ZM46 242V243H45ZM188 242H190L188 239L186 240H184V242H182L181 244H180V248L181 249H179V252H181V254H182V257L183 258H181V256H180V260L182 261H180V264H190V262H192L191 264H193V263H195L194 261H195V259H193V256L196 254V250H198V249H196L197 247L196 246H198V243L197 242H195V240H194V243H191V247H189L190 245V243H188ZM250 242H252L251 244H248V243H250ZM257 242H259V243H257ZM21 243V244H20ZM25 243V244H24ZM48 243V244H47ZM50 243V244H49ZM186 243H187V245H186ZM23 244H24V246H23ZM26 244H29L28 246L26 245ZM183 244V245H182ZM192 244H193V246H192ZM195 244V245H194ZM240 244V245H239ZM242 244V245H241ZM22 245V246H21ZM130 245V246H129ZM132 244H128V243H125L124 244V246H123V244H121L120 245V247L118 246H112V245H110V247H109V245H107L105 248L103 247V249L105 250V252H107V253H109L108 255L111 257V259H113L112 260V263L111 264H120L121 262V256H120V258H119V254H121V252H120V250L121 249H123V248H125V249H127L128 250V252H127V250L126 251H123L122 253H123V255L124 256H127L129 253H132V251L134 252V253H136L137 255L136 256H134V254H132V256H131V260H132V262H134V260H136L137 258H139V257H141V256H139V254L140 253H142V254H144L145 255V257H146V247H144V249H143V251H142V249H139V248H136V246H134V248H133V245L131 246ZM248 247H247V246ZM253 246L254 245V247H251V246ZM18 246V247H17ZM32 246V245H31ZM34 246V245H33ZM49 246V247H48ZM123 246V247H122ZM183 246V247H182ZM239 246H241L240 248H239ZM1 247V246H0ZM108 247V249H110V250H108V249H106ZM114 247H116L115 249H114ZM128 247V248H127ZM188 247V248H187ZM193 247V248H192ZM199 247V249H200V245L198 246ZM204 247V246H203ZM233 249H232V248ZM236 247V248H235ZM250 247H251V251H250ZM112 248H113V251H111L112 250ZM129 248H130V250H129ZM133 248V249H132ZM189 248H191V249H189ZM196 250H195V249ZM202 248V247H201ZM235 248V249H234ZM253 248V249H252ZM17 249V250H16ZM49 249V250H48ZM138 249V250H137ZM183 249V250H182ZM188 249V250H187ZM195 251H194V250ZM25 250V251H24ZM107 250V251H106ZM116 250V251H115ZM182 250V251H181ZM16 251V252H15ZM29 251V252H28ZM39 251V252H38ZM46 251V252H45ZM49 251L51 252V253H49ZM55 253H53V252ZM187 253V254H185V252ZM26 252V253H25ZM42 252V253H41ZM111 252H113V254L111 253ZM118 252H119V254H118ZM195 252V253H194ZM228 252H226V254L228 253ZM240 252V251H239ZM239 252H237L238 254H239ZM139 253V254H138ZM191 253V254H190ZM15 254H16V256H15ZM44 254V255H43ZM49 254V255H48ZM111 254H112V256H111ZM151 254V255H150ZM190 254V255H189ZM241 254H243L242 252H240V256H242ZM249 254V253H248ZM45 255H47L48 257H46ZM53 255H54V257H53ZM57 255H59V256H57ZM141 255V254H140ZM147 255H150V256H152V253L151 252H148V254ZM187 255V256H186ZM225 255V254H224ZM23 256V257H22ZM55 256H56V259H55ZM66 256V257H65ZM167 256V255H166ZM189 256V257H188ZM59 257V258H58ZM60 257L62 258V262L60 261L59 263H57V258L58 259H60ZM69 257V258H68ZM135 259H134V258ZM191 257V258H190ZM23 258V259H22ZM47 258H49V259H47ZM125 258V257H124ZM123 258V259H124ZM164 258H166V261L168 260L167 259V257H164ZM185 258V259H184ZM187 258V259H186ZM188 258H189V261H188ZM225 258V257H224ZM223 258V259H224ZM227 258V257H226ZM28 259V260H27ZM53 259V260H52ZM55 259V260H54ZM117 259V260H116ZM191 259H193V260H191ZM222 259V260H223ZM61 260V259H60ZM16 261V262H15ZM28 261V262H27ZM56 261V262H55ZM13 262L11 263V264H13ZM24 262V263H23ZM100 264H105V263H101L100 262ZM107 264V263H106ZM109 264V263H108ZM122 264V263H121ZM132 264V263H131Z\"/></svg>",
	"mask_w": 264,
	"mask_h": 264
},
{
	"label": "built area",
	"instance_id": "2783aa9c",
	"mask_svg": "<svg viewBox=\"0 0 264 264\" xmlns=\"http://www.w3.org/2000/svg\"><path fill=\"white\" fill-rule=\"evenodd\" d=\"M86 0H50L45 1L42 5L44 10H58L64 11L73 7L75 9L78 8L79 3H83ZM225 0H218L220 6L224 4ZM162 5H164L165 10H179L184 11L187 10L189 6L192 4H200L202 0H163L161 1ZM118 24H116L117 26ZM114 27V26H113ZM114 31H109L107 34L103 35L100 41V45L105 50L111 51H123V55L118 59V62L124 66L128 67L130 63V46L132 42V38L130 35L126 33L116 32L118 31L117 28L113 29ZM133 44V43H132ZM152 45V41L150 38H145L136 42L135 49L139 51H146ZM219 61H217L216 72L222 75V83L219 84L218 81L215 79V71L205 70L201 73V76L196 69H192V84H191V93L190 98L191 102L199 105H205L206 101L209 99L215 100L217 103L224 104V100H226V95L224 94L226 91V63L225 61H221L223 58V54L219 52ZM198 55L195 57L197 58ZM223 100V101H222ZM205 108V107H204ZM208 118V114L206 115ZM206 118V119H207ZM208 124V119L206 120ZM216 139L208 138V137H198L194 138L191 143V149L196 153H203L212 146L216 144Z\"/></svg>",
	"mask_w": 264,
	"mask_h": 264
}]
</instances>
